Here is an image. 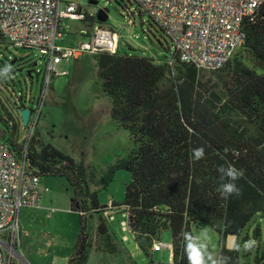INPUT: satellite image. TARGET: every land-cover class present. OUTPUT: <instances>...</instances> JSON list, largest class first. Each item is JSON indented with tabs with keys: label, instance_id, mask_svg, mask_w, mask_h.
<instances>
[{
	"label": "trees",
	"instance_id": "1",
	"mask_svg": "<svg viewBox=\"0 0 264 264\" xmlns=\"http://www.w3.org/2000/svg\"><path fill=\"white\" fill-rule=\"evenodd\" d=\"M122 8L123 16L131 18L128 25L134 24V16L145 14L173 47L165 30L135 0L123 1ZM83 22L92 29L91 21ZM243 30L245 40L238 51L214 71L181 62L174 47L173 57L166 60L118 48L91 54L97 65L95 90L107 98L110 117L134 141L128 155L98 178L83 162L34 137L19 144L16 122L8 116L12 145H4L15 159L40 179L62 177L71 186L70 209L82 225L68 264H87L91 243L85 226L95 215L98 251L117 252L107 215L114 207L128 214L129 232L149 258L147 264H163L151 258L152 245L163 231L171 233L168 264H188L181 234H194L200 226L219 234L218 252L229 258L228 264H249L253 249L255 264H262L261 228L258 225L251 235L248 226L255 218H264V3L252 20L244 22ZM0 39L7 41L1 33ZM43 89L44 82L36 99L40 107ZM202 146L204 158L193 162L192 150ZM227 163L243 168L245 175L236 181L241 195L225 200L218 191L217 168ZM117 169L129 172L130 180L123 202H111L110 209L99 204L97 190L107 189ZM229 235L237 238L233 249L226 248ZM252 240L253 247L246 250L245 244Z\"/></svg>",
	"mask_w": 264,
	"mask_h": 264
},
{
	"label": "rangeland",
	"instance_id": "2",
	"mask_svg": "<svg viewBox=\"0 0 264 264\" xmlns=\"http://www.w3.org/2000/svg\"><path fill=\"white\" fill-rule=\"evenodd\" d=\"M61 1L62 5L74 2L93 12L107 8L108 20L102 26L113 32V40L120 52L152 56L159 60L171 59L174 55L169 38L151 24L147 15H136L132 18L134 24H127L131 18L123 16L122 8L126 0L121 4L116 0H92L98 2L97 6L89 5L91 0ZM64 23L65 34L58 44L71 46L76 41L89 40L81 32L91 33L89 24L70 20ZM47 61L48 58L36 49L16 48L0 39V69L10 66L7 78L0 73V129L5 131V137L0 142L12 145L11 124L6 120L9 116L11 123L12 120L16 122L15 140L19 144L26 145L34 137L75 161L83 162L98 178L128 155L134 148V141L129 132L110 117L107 98L96 92L97 65L90 53L63 59L56 65L33 129V116L27 127L18 117L16 103L21 102L25 107L32 108L34 99L40 96ZM35 106L33 110L37 108ZM129 180V172L117 169L107 189L97 190L92 185L97 190L99 204L109 208L111 202L121 204ZM41 184L45 191L42 207L46 210L36 216L33 209H21L23 216L21 219L18 217L19 248L16 250L20 258L13 256V264H68L75 252L82 224L80 217L70 209L71 186L66 179L52 176L41 178ZM109 214L114 216L108 221V227L116 235L117 252L109 254L98 251L95 234L98 215H95L87 219L85 226L91 243L87 264H147L149 258L139 250L132 234L122 227L126 218L121 208L114 207ZM258 225L264 243V218H255L248 231L252 235ZM201 229H206L210 237V251L219 255V234L207 226L194 228V234ZM158 242L171 245V233L163 231ZM243 251L244 248L241 253ZM261 251L264 256V248ZM256 255L257 250L253 249L248 255L249 264H255ZM151 258L155 262L168 264L171 262V250L152 251Z\"/></svg>",
	"mask_w": 264,
	"mask_h": 264
},
{
	"label": "built area",
	"instance_id": "3",
	"mask_svg": "<svg viewBox=\"0 0 264 264\" xmlns=\"http://www.w3.org/2000/svg\"><path fill=\"white\" fill-rule=\"evenodd\" d=\"M135 1L165 30L181 62L209 71L221 68L231 59L245 40L244 22L252 20L264 3V0ZM65 20L91 21L89 40L71 47L59 45ZM0 33L16 48L36 49L48 58L43 93L56 65L63 59L78 58L83 53H112L117 49L113 32L97 23L96 12L74 2L62 5L61 0H0ZM39 113L37 106L28 123L33 116L32 129ZM43 190L40 177L28 171L0 142V264H13V256L20 258L16 252L19 212L38 208ZM109 212V220L114 219ZM124 215L122 227L129 231L128 214ZM162 249L171 250V245L159 242L152 245L155 252Z\"/></svg>",
	"mask_w": 264,
	"mask_h": 264
},
{
	"label": "clouds",
	"instance_id": "4",
	"mask_svg": "<svg viewBox=\"0 0 264 264\" xmlns=\"http://www.w3.org/2000/svg\"><path fill=\"white\" fill-rule=\"evenodd\" d=\"M98 22V21H97ZM89 34V33H88ZM10 66L0 69V73L7 78ZM205 156V148L199 147L192 150L191 159L193 162L203 159ZM219 173L220 187L218 191L223 199L227 200L230 196H240L241 189L236 181L240 180L245 175L243 168H236L234 164L227 163L220 165L217 168ZM182 237L185 242V252L188 257V264H228V257L214 254L210 251V237L206 229H201L197 233L183 232ZM254 242H247L245 249L249 250L253 247ZM219 258V259H218Z\"/></svg>",
	"mask_w": 264,
	"mask_h": 264
},
{
	"label": "water",
	"instance_id": "5",
	"mask_svg": "<svg viewBox=\"0 0 264 264\" xmlns=\"http://www.w3.org/2000/svg\"><path fill=\"white\" fill-rule=\"evenodd\" d=\"M89 5L97 6V1H89ZM108 13L109 10L107 8H99L96 11V20L100 23H105L108 20ZM18 116L21 120V123L24 127L28 126L30 116L32 114L31 108L28 107H22V105H19V109H16ZM5 136V131L0 129V140L3 139ZM236 236L235 235H229L226 240V248L227 249H233L236 246Z\"/></svg>",
	"mask_w": 264,
	"mask_h": 264
},
{
	"label": "crops",
	"instance_id": "6",
	"mask_svg": "<svg viewBox=\"0 0 264 264\" xmlns=\"http://www.w3.org/2000/svg\"><path fill=\"white\" fill-rule=\"evenodd\" d=\"M64 27H65V23H64ZM82 33H83V36L84 37H86V38H88L89 39V34H85V32L84 31H81ZM64 34H65V29H64V33H63V36H64ZM62 39H63V37L60 39L61 40V42H62ZM59 41V40H58ZM80 42H85L84 40H80V41H76V42H74V43H72V45L71 46H75V45H77V44H79ZM59 45H61V44H59ZM62 46V45H61ZM70 45H66V46H64V47H71ZM43 189H44V187H43ZM44 190H43V194H42V198H41V201H40V206L38 207V208H28V209H33V211H34V214L36 215V216H39L40 215V213L41 212H44L45 210L43 209V207H42V201H43V198H44ZM24 214H26L25 212H24ZM23 216V211L21 210L20 212H19V219H21V217Z\"/></svg>",
	"mask_w": 264,
	"mask_h": 264
},
{
	"label": "flooded vegetation",
	"instance_id": "7",
	"mask_svg": "<svg viewBox=\"0 0 264 264\" xmlns=\"http://www.w3.org/2000/svg\"><path fill=\"white\" fill-rule=\"evenodd\" d=\"M35 104L37 105V101L34 99V101H33V107L31 108V110H33L36 106H35ZM19 105H21V102L20 103H16V105H15V109H19ZM35 106V107H34ZM2 130V129H1ZM5 137V136H4Z\"/></svg>",
	"mask_w": 264,
	"mask_h": 264
}]
</instances>
